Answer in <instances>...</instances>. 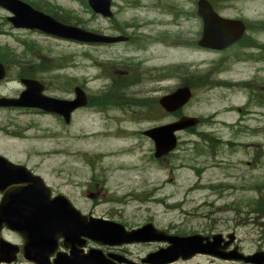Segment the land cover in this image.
<instances>
[{
	"label": "rangeland",
	"instance_id": "374dc122",
	"mask_svg": "<svg viewBox=\"0 0 264 264\" xmlns=\"http://www.w3.org/2000/svg\"><path fill=\"white\" fill-rule=\"evenodd\" d=\"M24 1H34L36 9L51 15L48 10L56 14L69 10L70 24L99 33L126 34L130 41L112 45L80 43L14 28L6 20L10 13L0 7V54L11 53L20 62L36 61L39 75L49 83V95L71 97L69 91L74 85L80 86L93 100L89 106L96 105L76 110L67 124L33 111L2 110L0 124L10 120L12 128H20L25 137L10 142L23 153L21 159L26 152L28 156L39 152L28 161L29 165L41 161L39 172L46 182L63 188L84 213L115 220L127 229L152 222L168 232H234L244 252L264 250V218L246 206L259 194L264 195V104L251 100L248 90L246 94L236 86L208 87L194 81L209 74L220 82L254 80L264 86V59H255L264 50L235 44L218 51L196 45L194 39L199 38L201 29L196 0H112L111 19L78 0ZM210 1L223 16L245 20L249 24L247 36L264 45V0ZM74 16L77 20H71ZM160 30L172 32L169 41L176 33L189 39L186 43L179 41L180 46L174 41L169 44L147 39L146 52L134 48L138 36L141 40L145 35L156 38ZM23 41L31 46L30 50ZM222 58L226 62L217 64ZM139 60L146 64H142L146 71L139 69ZM14 64L11 62L8 75L0 81V95L17 96L23 89L17 74L21 65ZM160 67L168 70L165 80H158ZM118 77L119 83L126 86L124 97L155 99L150 105L154 120L139 115L142 106L127 108L141 104L135 99V105L120 110L104 107L98 95L110 90ZM182 81L197 85L180 113L204 121L193 132L179 131L176 149L155 158L152 140L141 131L179 117L164 112L157 100ZM118 98L124 106L123 98ZM246 106L242 117L236 107ZM197 131L211 132L219 145H196L202 142ZM122 246L131 254L129 258L142 263L140 258L166 244L150 241ZM90 247L103 248L90 241L84 249ZM211 261L236 264L204 254L170 264Z\"/></svg>",
	"mask_w": 264,
	"mask_h": 264
},
{
	"label": "water",
	"instance_id": "95a60500",
	"mask_svg": "<svg viewBox=\"0 0 264 264\" xmlns=\"http://www.w3.org/2000/svg\"><path fill=\"white\" fill-rule=\"evenodd\" d=\"M87 3L95 13L109 18L113 16L111 0H87ZM0 6L13 14L6 18L17 28L37 29L57 37L88 43H115L128 39L125 35H108L64 23L23 0H0ZM197 13L203 21L202 35L198 40V44L202 47L221 50L243 35L244 21L219 15L209 0L197 1ZM4 76L5 68L0 63V79ZM22 82L27 88L16 98L0 97V104L37 107L59 113L68 121L73 109L84 106L88 102L84 90L79 86L75 87L76 97L68 100L44 95L43 86L37 80L22 79ZM191 95V88L184 85L163 95L159 103L167 111H175L185 105ZM198 123V117L183 115L175 121L152 127L143 133L153 139L154 155L161 157L177 146L176 132L196 126ZM5 161L12 166L13 170L15 169L16 165ZM27 175L28 181H31L30 173L28 172ZM44 189L45 197H38L40 200L2 202L0 205V225H5L21 236L22 252L27 260L34 264H118L121 262L124 264H165L178 258H190L196 253L264 264L263 250L248 255L243 253L237 255L234 251L223 253L216 249L212 242H203V235L197 233L185 236L168 234L165 230L157 229L150 222L128 230L113 220L82 215L65 197L51 202L47 199L49 196L47 187L44 186ZM230 236L233 237V234ZM59 239L63 240L62 244L68 249L67 251L57 250ZM87 239L108 246L150 241H163L168 245L148 253L141 259L142 263H137L116 253L105 254L99 248L91 247L85 252L83 247ZM18 250L17 244L0 238V253L15 254ZM51 256H53L52 260ZM6 260L11 261L9 258Z\"/></svg>",
	"mask_w": 264,
	"mask_h": 264
},
{
	"label": "flooded vegetation",
	"instance_id": "af4514ba",
	"mask_svg": "<svg viewBox=\"0 0 264 264\" xmlns=\"http://www.w3.org/2000/svg\"><path fill=\"white\" fill-rule=\"evenodd\" d=\"M174 21V20H173ZM171 24V23H169ZM201 30L200 29V34L199 37L201 35ZM170 34H172L171 31L169 30H160L158 32V36L156 38H151V36H143V40H141V36H138V38L136 39V43L134 48L137 50H143V52H146V47H144L147 44V39H153L158 41V43H177L176 46H180L178 44V42H182V43H186L188 41V37H182V35L180 33H176L174 40L173 41H169L170 39ZM167 39V40H166ZM199 39V38H198ZM198 39H194V41L196 42L197 45V41ZM130 41L129 39L126 41V43ZM236 44V43H235ZM233 44V45H235ZM111 45V44H110ZM140 61V60H139ZM139 64V69L142 71H146L144 69V67L142 66L146 64H144L143 61L138 62ZM22 65L23 67L21 70V74L18 76L20 77V82L22 81V79H36L38 80L41 84H42V92L44 94L49 95V89L48 87H50L47 81L43 80V76L39 75V68L36 66V69L32 66L29 67V64L27 62V60L22 61ZM138 68V66H137ZM52 72V69H49ZM48 70V71H49ZM159 71H161L157 77L159 78L158 80H165L169 77V75L167 74L168 70H166V67H160ZM144 73V72H143ZM23 74V75H22ZM143 76H146L145 74ZM142 76V77H143ZM150 75H147L145 78L146 79H150L151 77H149ZM56 77V76H54ZM247 80H241V82H246ZM23 85V89L24 90L26 88V85L21 82ZM185 82L182 81L178 84V86L184 84ZM178 86H176L175 88H177ZM75 85L72 89V91H69V94H71V97H62V98H66V99H74L76 97L75 95ZM239 89H242L246 92L247 94V87H238ZM54 89V88H53ZM85 91V88H83ZM21 90V91H22ZM144 91L150 92L151 90L149 88L147 89H142ZM86 92V91H85ZM171 92V91H170ZM169 93V92H168ZM86 95L89 96V101H93L90 98V95L86 92ZM141 104L137 103L135 106L132 107V109L134 107H141L142 110H140L139 115L143 118H151L152 120H154L155 118L153 117V112L150 111V105L155 102V99H151L149 96L148 97H141ZM119 100V98L117 99ZM247 102V100H246ZM90 104V102H89ZM89 104L87 105V107H96L95 104H91V106H89ZM107 105V110L108 109H123L122 106L120 104H110V103H104V107ZM81 108V107H80ZM75 109L71 112V118L72 115L74 114V112L76 110ZM237 108V107H236ZM2 110H6V111H11V110H17L18 113H27V112H32L40 115V116H44V115H48V116H52V117H56L60 123H66L65 118H63L61 115L57 114V113H49L46 112L40 108H34V107H14L11 105H0V112H2ZM237 110L241 113L242 110L247 111V107L242 108V107H238ZM135 114V113H133ZM137 114V113H136ZM4 114L0 113V117H2ZM244 115H242L243 117ZM67 124V123H66ZM154 126V125H153ZM152 127V126H151ZM21 129L20 128H12V123L10 122V120H3L2 123L0 124V205L2 202H33V201H37L40 200L38 197H45V189L43 184L41 183V181L39 180V178H37V176L41 177L44 181V183L49 187L46 190H48V200L49 201H57L59 200V198L57 197L59 196H67L68 199L73 202L72 198L69 196V194H67V192L61 188L60 186L57 185H50L49 183L46 182V180L44 179V177L40 174L39 172V168L41 165V161H35L32 165H29L28 161L32 158L33 155H40L39 152H32L29 156L27 154V152L25 153V158L23 157V159H21V157L23 156V153L17 151L16 149L13 148L12 145H10V142L12 140H21L22 138H25L22 133H21ZM143 131V130H142ZM141 131V133H142ZM139 133V132H138ZM143 135V134H142ZM144 136V135H143ZM146 137V136H145ZM13 150V151H12ZM15 157V158H14ZM17 158V159H16ZM15 164V169H12V166L8 165V163L5 160ZM23 167H26V169H24ZM29 170L31 172L30 174V180L28 181V171ZM14 180V181H13ZM92 196V193H89V197ZM35 198V199H34ZM43 200V198L41 199ZM168 232V231H167ZM168 233H174V234H178V232H172L169 231ZM192 233H196V232H190L187 233L185 235H189ZM231 232H222V231H216L215 229H207L204 232H201L200 234L203 235V242H212V244L216 247V249L221 250L223 253H229L231 250H237V251H244L243 248L241 247V243L240 240H238L237 236L235 235L234 232V236L231 237L230 236ZM11 235L13 236V238H11ZM215 235H219V236H215ZM215 236V238H214ZM0 238H3L7 241L13 242L15 244H17L19 246V250L17 253L12 254V253H0V258H2L0 260V264H16L17 262H25L26 264H34L32 261L27 260V258L24 256L21 246H22V238L21 236L16 233L15 231L10 230L8 227H6L5 225H0ZM90 241H88L89 243ZM123 247L126 246H108V247H104L103 246V251L105 253H118L121 254L125 257H127L128 259L133 260L132 258H129L128 255H131L130 253H127L124 251ZM104 248H106V250H104ZM58 250H63V251H67L68 249L63 248V244H62V240H59V245H58ZM85 251L87 249H84ZM112 250H116L113 251ZM119 251H123L125 254L119 252ZM256 251V250H255ZM247 253H251V252H247ZM204 256L210 257L211 259H215L217 261L220 262H225V263H236V264H255V263H249V262H244V261H240V260H234V259H222L219 257H215L212 255H208V254H204ZM6 258L11 259V261H7ZM141 260V258H140ZM178 260H182V259H178ZM178 260L172 261L170 263L176 262ZM168 263V264H170ZM208 264H215L213 261L209 262Z\"/></svg>",
	"mask_w": 264,
	"mask_h": 264
},
{
	"label": "trees",
	"instance_id": "16d2710c",
	"mask_svg": "<svg viewBox=\"0 0 264 264\" xmlns=\"http://www.w3.org/2000/svg\"><path fill=\"white\" fill-rule=\"evenodd\" d=\"M78 1H80L81 4H83L84 6L88 7L86 0H78ZM27 2L32 4L34 7L37 8V6L35 5L34 1H27ZM48 12H52L53 16H55L57 19H59V20H61L63 22H66V23H70L71 22L69 20L70 19L69 18V15H70L69 10H67L65 13L61 12V13H57V14L54 13L53 11H49V10H48ZM71 20H77V18L74 16L73 18H71ZM118 29L120 31H122V32L124 31L123 27H120ZM23 44H24L25 47H27V48L29 47V50L31 49V46L26 44L24 41H23ZM236 44H238L242 48L257 47V48H260V49L264 50V45L263 44L257 43L254 39L249 38L247 36V34H244L242 36V38L239 39L236 42ZM232 46L233 45H231L230 47H232ZM230 47H228V48H230ZM33 51H34V49H33ZM255 59H264V53L259 54L257 57H255ZM0 61L4 62L7 65L9 64L10 67L12 66L11 62L16 63L14 65H17L18 67H19V65H21V67L23 66L22 63H20V61L15 60L13 58V55L11 53L10 54H0ZM225 62H226V60L224 58H222V59L218 60L216 63L217 64H222V63L224 64ZM28 64H29V67H32L33 65L36 66L37 62L31 60V63L28 62ZM21 70H22V68L19 67V69H18V74L19 75L21 74ZM211 77L212 76H210L209 74H205L203 76H198L194 81H196L198 83V85H200V86L201 85H208V87H212L214 85L215 86L216 85H224L226 87H233V86H236V87H247V90L249 91L250 96H251V100H255V101L260 100V103L264 104V86L255 83L254 80H247L246 82L234 83V82H230V81H227V82L226 81H222V82H220L214 76L212 78H215V79H211ZM119 80H121L120 77H118L116 81H113L114 82V84H113L114 86L111 87L110 90L105 91L104 93L98 95L99 97H101V98H99V99H101L100 102H104V103L107 102V103H110V104H116L117 103V104L121 105L120 101L117 100L118 96H121L123 98L124 106L121 105L122 107H125V106H128V105H134L135 104L134 99L136 100V102H141V100H139L137 98L130 99V98L124 97L122 91L125 89L126 86H124L123 84H120ZM185 83L187 85H189L191 88H193V87H195L197 85L196 83H188V82H185ZM242 112H244V110H242ZM172 114H174L175 116H178V115H180V110L172 112ZM211 117H213V115ZM203 121L204 120L201 117L200 124ZM198 126H196V127H198ZM196 127L188 128L187 130L189 132H193V129H195ZM197 134L199 135V137H200L202 142H200V143L196 142L195 143L196 145L208 142L210 144V146L214 147L216 145H219V143H220L219 140H216L213 137L215 135H213L211 132L197 131ZM246 206L250 209V211L258 213V214H261V217L264 218V195L259 194V196L256 199H254L251 202H247ZM178 233L179 234H186V232H178Z\"/></svg>",
	"mask_w": 264,
	"mask_h": 264
},
{
	"label": "bare ground",
	"instance_id": "6f19581e",
	"mask_svg": "<svg viewBox=\"0 0 264 264\" xmlns=\"http://www.w3.org/2000/svg\"><path fill=\"white\" fill-rule=\"evenodd\" d=\"M57 214L59 215V213H57ZM58 215H57V216H58Z\"/></svg>",
	"mask_w": 264,
	"mask_h": 264
}]
</instances>
